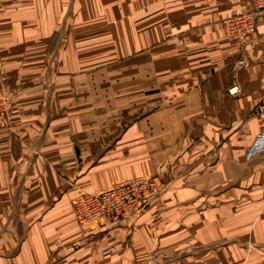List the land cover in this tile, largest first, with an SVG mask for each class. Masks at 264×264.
<instances>
[{
    "label": "crops",
    "instance_id": "0c3cea01",
    "mask_svg": "<svg viewBox=\"0 0 264 264\" xmlns=\"http://www.w3.org/2000/svg\"><path fill=\"white\" fill-rule=\"evenodd\" d=\"M249 7L0 0V264H264V151L246 157L264 131V19L241 46L222 25ZM136 176L166 184L145 212L76 221V190Z\"/></svg>",
    "mask_w": 264,
    "mask_h": 264
},
{
    "label": "built area",
    "instance_id": "2783aa9c",
    "mask_svg": "<svg viewBox=\"0 0 264 264\" xmlns=\"http://www.w3.org/2000/svg\"><path fill=\"white\" fill-rule=\"evenodd\" d=\"M260 19H264V0H250L249 8L245 10L233 9L222 20V25L230 41L244 43L255 33ZM243 63V60L238 61L239 65ZM8 107L9 100L3 92L0 82V118L8 112ZM253 111L256 116L264 113V99L255 104ZM263 151L264 131L257 136L250 146L247 157L251 158ZM147 191L151 193L147 195ZM159 192L160 186L150 178L123 181L96 194L78 191L74 196L73 210L78 219L83 222L105 220L116 223L149 206L151 200ZM111 249V246L103 248L102 254H108Z\"/></svg>",
    "mask_w": 264,
    "mask_h": 264
},
{
    "label": "rangeland",
    "instance_id": "374dc122",
    "mask_svg": "<svg viewBox=\"0 0 264 264\" xmlns=\"http://www.w3.org/2000/svg\"><path fill=\"white\" fill-rule=\"evenodd\" d=\"M249 2H250V0H249ZM235 43L238 44L239 46H241V43H237V42H235ZM230 91H231V90H230ZM6 97H7V96H6ZM8 100H9V99H8ZM261 100H262V99H261ZM254 107H255V105H254L253 108H252V111H251L252 114H255L254 111H253ZM8 108H10V103H9V107H8ZM262 114H264V113H262ZM255 115H256V114H255ZM260 115H261V114H260ZM2 117H3V116H2ZM248 150H249V149H248ZM247 152H248V151H247ZM246 157H247V154H246ZM247 159H249V158L247 157ZM138 178H150L154 183H156L158 186H160V192L155 196V198H153V199L151 200V202H150L151 204L149 203L150 205H149V206H146L142 211H140V212H138V213H134V214H132V215H128L127 217H125L124 219H121L120 221H118V222H116V223L108 222V221H105V220H97V221H93V222H83V221H80V220L78 219V217H77V216L75 215V213H74V210H73V201H74V197H73L72 204H71V208H72V212H73L74 218L76 219V221H77L78 223H81V224H84V223H89V224H90V223H100L101 226L104 227V230H110L111 228H113L115 225H117V224H119V223L121 224L122 222H129V221L133 220V218H135V216H138V215L142 214L143 212H145L148 208H150V207L154 204V202L157 200V198L159 197L160 193L164 190V187H165V185H166L164 181L161 182V181L158 180L155 176H136V177L128 178V179L123 180V181H129V180H134V179H138ZM123 181L118 182V183H115V184H112V185L109 186L108 188H106V189H104V190H101V191H99V192H94L93 194L103 192V191L109 189L110 187H112V186H114V185H116V184L122 183ZM78 191H82V192H85V193H92V192H87V191H85V190L78 189V190L75 191V194H76ZM150 193H151L150 191H147V195H149ZM75 194H74V196H75ZM92 240H93V237H92V236L81 237V238L77 239L76 241L72 242L71 244L69 243L70 245H68V247H67V251H68V252H72V251H74V250L77 249V248L87 246ZM54 241H55V242H58L59 240H58V239H55ZM108 246H111V245H107V246H105V247H108ZM105 247H101V248L99 249V254H100L101 256H107V255H109L110 253H112V252L114 251V247L111 246L112 249L110 250V252H109L108 254H102V249L105 248Z\"/></svg>",
    "mask_w": 264,
    "mask_h": 264
},
{
    "label": "bare ground",
    "instance_id": "6f19581e",
    "mask_svg": "<svg viewBox=\"0 0 264 264\" xmlns=\"http://www.w3.org/2000/svg\"><path fill=\"white\" fill-rule=\"evenodd\" d=\"M224 31H225V30H224ZM245 41H246V40H245ZM245 41H244V42H245ZM241 44H242V43H241ZM256 155H258V154H256ZM256 155H255V156H256ZM253 157H254V156H253ZM251 158H252V157H251Z\"/></svg>",
    "mask_w": 264,
    "mask_h": 264
}]
</instances>
